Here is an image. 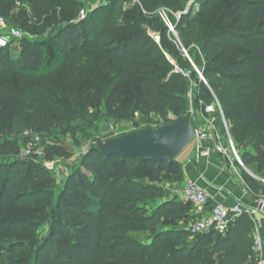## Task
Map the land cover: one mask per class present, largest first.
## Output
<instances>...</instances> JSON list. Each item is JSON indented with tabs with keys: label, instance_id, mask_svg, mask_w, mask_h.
<instances>
[{
	"label": "trees",
	"instance_id": "16d2710c",
	"mask_svg": "<svg viewBox=\"0 0 264 264\" xmlns=\"http://www.w3.org/2000/svg\"><path fill=\"white\" fill-rule=\"evenodd\" d=\"M117 1L126 2V9L95 7L76 22L58 18L50 32L46 23L36 40L16 39V58L11 41L0 48V106L13 99L42 106V113L25 117L29 129L63 127V133L66 121L75 120L70 121L74 135L89 142L55 194L58 186L51 175L44 177L42 164L22 156L17 143L0 132V264H245L253 257L254 243L247 218L231 219L224 234L210 229L191 235L187 226L195 216L189 214V204L161 200V182L183 179L176 158L152 162L104 155L96 146L102 140L91 133L97 131L99 117L87 113L73 89L51 87L39 93L26 85L53 78L72 54L92 50L96 57L88 56L90 66L76 76L94 89L112 85L103 100L105 111L137 130L189 114L187 83L175 66L196 79L193 63L215 95L193 97V107L202 112L203 105L217 99L236 146L251 144L253 154H240L251 167L264 160V0H192L191 5L190 0ZM162 6L179 14L170 18L191 62L169 40L154 12ZM150 114L158 124L149 121ZM214 114L216 128H223ZM13 115L9 107L5 120L10 125ZM60 148L62 154L71 149ZM243 177L254 195L264 193V182ZM258 177L264 179V170ZM45 224L47 232L39 237Z\"/></svg>",
	"mask_w": 264,
	"mask_h": 264
},
{
	"label": "rangeland",
	"instance_id": "374dc122",
	"mask_svg": "<svg viewBox=\"0 0 264 264\" xmlns=\"http://www.w3.org/2000/svg\"><path fill=\"white\" fill-rule=\"evenodd\" d=\"M120 3L121 1L117 0H0V16L3 17L6 28L12 27L20 30V35L18 38L24 37L32 41L41 36L39 35L38 30L42 29L46 23L49 24L46 32H50L51 28L55 26L54 21H56L58 18H60L59 20L63 21L67 20L70 23L76 22L78 21V19H81L80 14L82 11H84L85 16L91 9L104 5H109L110 7H112L113 12L126 9V6L123 7ZM191 3L192 0H190L189 5H191ZM197 7V4H194L193 11H195ZM154 12L156 13V11ZM143 14L147 15L144 10ZM55 15H57L56 19L54 18ZM150 34L151 36H153V39L155 41L159 40L158 34H155L153 32H151ZM169 35V40L173 44H175V46L185 57V59L191 62V58L189 57L187 52V47H184L182 45L177 31L176 35ZM18 38H9V40L11 41L10 43H12L10 48L14 49L11 54L12 57L15 58L18 56V53L20 51V45L16 41V39ZM88 56L96 57L94 53H92V50H80L72 54V56L68 60L69 63L67 64V66L64 67L58 74H56V76L44 81L39 79L34 80L33 82L30 81V83L27 84L29 86L26 85V87L28 88L31 85L34 87V90L39 93H41L43 89L51 87L64 86L65 89H73L76 95L83 99L87 113H95L99 117L98 122H96L98 127L97 131H91L94 138L106 140L109 137L133 131V124L131 122L123 120H113L105 111L103 100L108 92L112 89V85L103 87L102 89H94L91 87V85L88 84L86 79L83 80L81 76H76V71H84V68L86 66H90L88 65V62L90 61L88 59ZM170 60L172 59L170 58ZM191 65L197 74L196 79L190 78L189 71L177 70L181 75H183V78L187 83V89L184 92V97L187 101L185 110L189 113L191 121H193L194 123H201L202 126H204L205 130L209 132L211 141L213 138V128L207 121H203L202 123L200 111L193 107L192 98L200 95H206L208 93L210 95L214 94H212L210 88H208L205 84H203L205 87H199L197 80L203 83L200 78V74L202 75V73L193 63ZM21 97L23 99V96ZM2 105H4L5 107L3 108L0 106V132L4 131L2 132V134L4 135L5 133H7V139H13L17 143L21 151L25 149L28 144L33 145L34 149L37 150L40 154L38 156H32V158H30L35 162L41 163L42 166L46 169L47 172L46 174H43L44 177H46L47 175H51V177L54 178V181L58 186L54 189V193L57 194L66 180L69 168L78 165L81 156L86 152L89 146V142L82 141L77 136V134L74 135L71 129L74 122L70 121L75 120L66 121L64 127L67 126V128H65L67 130H65L63 133H61V131L64 129L63 127H50L44 131H39L37 128L29 129V127L24 124L25 117H27L28 119L29 115L37 114L38 112L36 111H40L39 113H42V106L31 105L24 99H13L10 104L7 103ZM7 107H13L14 109V121L11 125L8 124L5 120V117L7 116ZM135 115L136 119H138L139 114L137 113ZM213 115L215 116V114ZM169 117H172L171 119H174L173 116ZM147 118H149V121H152L153 124H158L157 122H159L154 114H150ZM224 120L226 122L227 129H225L224 127L216 128L214 121V126L217 129L216 131L219 133L223 144L229 147V136L240 159V154L243 152L249 153V155L253 154L254 150L252 149V146L248 141L244 142L239 147L236 146L235 139L229 131V123L225 118ZM59 131L60 134H58ZM2 134L0 133V135ZM1 142L2 141L0 138V144ZM195 144L197 145V143H195L193 140L190 143L191 147L189 145V147L185 148L181 152L182 154L180 153L176 157L177 161L181 163L182 160L180 159L181 157H183L182 155L186 153L187 149H191L192 145ZM61 146H67L71 149L62 154L60 152L62 150L60 148ZM3 159L4 158L0 154V160L2 161ZM242 165L247 169L250 175L256 178H259L258 175L264 170V160L252 162L250 164L251 167L245 166L243 162ZM45 180L42 179V181L46 182ZM184 180L185 178L180 182L175 181L173 183H169L166 180L161 182L165 193L161 200L168 201L173 198H178L177 192L182 187ZM194 208L195 207L189 205L188 210L190 215L193 213ZM182 223L183 219L180 221V224ZM46 232L47 226L45 224L38 230L39 237H43ZM142 237L143 235L140 234V238Z\"/></svg>",
	"mask_w": 264,
	"mask_h": 264
},
{
	"label": "built area",
	"instance_id": "2783aa9c",
	"mask_svg": "<svg viewBox=\"0 0 264 264\" xmlns=\"http://www.w3.org/2000/svg\"><path fill=\"white\" fill-rule=\"evenodd\" d=\"M137 0H131L135 3ZM127 3H123V7ZM157 16L161 19L164 25L167 27L168 32L172 35H176L175 26L171 21L170 15L178 19L179 14L171 12L165 7H161L156 10ZM80 17H84V11L81 12ZM20 35V30L17 28H6L4 24V19L0 16V48L7 46L9 44L10 37L18 38ZM175 70L182 71L175 66ZM201 81L207 85L205 79L200 75ZM202 104V103H201ZM219 113L223 127L227 129L226 122L224 120L221 107L219 102L215 97L213 101L209 104L203 105V111L200 112L203 121H207L209 125L213 128V138L212 145L213 149L219 153L230 155V157L239 165H242V161L237 155L235 148L232 144L230 137L228 136L229 147L225 146L221 141L219 133L214 126L215 112ZM210 117V118H209ZM196 136L194 142L197 144H203L210 140L209 132H207L201 123H195ZM40 153L34 149L32 144H28L25 149L21 151V155L24 157L38 156ZM202 155L208 156L209 151L205 149L202 151ZM264 182V179H262ZM178 199L183 203H187L193 207H196L198 211L197 217L188 224L187 231L191 235L206 232L213 229L221 234L227 229L228 222L243 213H247L250 216H257L264 214V196H261L254 200V206H243L239 201H235L231 205H226L224 202L217 201L213 202L209 208H207V203L210 201L209 195L204 187H202L197 182L190 178H186L182 187L178 190ZM263 246L261 237L256 234L254 236V243L252 246L253 261L254 264H264V257L262 256Z\"/></svg>",
	"mask_w": 264,
	"mask_h": 264
},
{
	"label": "crops",
	"instance_id": "0c3cea01",
	"mask_svg": "<svg viewBox=\"0 0 264 264\" xmlns=\"http://www.w3.org/2000/svg\"><path fill=\"white\" fill-rule=\"evenodd\" d=\"M212 144V140H209L202 145H192V148L187 149L186 153L182 155L180 160H182L183 179L190 178L206 189L210 198L207 208L217 201L224 202L226 205L239 201L245 207L254 206V200L264 196V193L259 192L254 195L243 176L246 174L256 180L262 181V179L250 175L247 169L236 163L230 155L215 151ZM205 149L209 151L208 156L202 155V151ZM198 211L195 207L191 215L196 218ZM241 215L234 219L241 216V218H247L250 221L253 237L256 234L261 237L262 256L264 257V214L250 216L243 213ZM245 264H254L253 257Z\"/></svg>",
	"mask_w": 264,
	"mask_h": 264
},
{
	"label": "water",
	"instance_id": "95a60500",
	"mask_svg": "<svg viewBox=\"0 0 264 264\" xmlns=\"http://www.w3.org/2000/svg\"><path fill=\"white\" fill-rule=\"evenodd\" d=\"M195 136L196 129L186 113L171 123L122 133L98 141L96 146L104 155L138 156L142 161L163 162L175 159Z\"/></svg>",
	"mask_w": 264,
	"mask_h": 264
}]
</instances>
